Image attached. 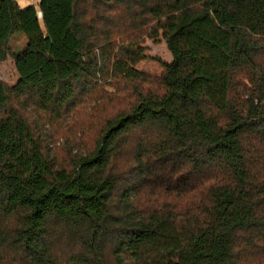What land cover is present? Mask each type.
I'll return each mask as SVG.
<instances>
[{"label":"trees","instance_id":"16d2710c","mask_svg":"<svg viewBox=\"0 0 264 264\" xmlns=\"http://www.w3.org/2000/svg\"><path fill=\"white\" fill-rule=\"evenodd\" d=\"M8 55L0 264H264V0H0Z\"/></svg>","mask_w":264,"mask_h":264},{"label":"rangeland","instance_id":"374dc122","mask_svg":"<svg viewBox=\"0 0 264 264\" xmlns=\"http://www.w3.org/2000/svg\"><path fill=\"white\" fill-rule=\"evenodd\" d=\"M38 1L39 0H18V4L20 8H25L29 5L37 4ZM26 42L27 38L24 34H17L10 41L11 49L13 51L22 50L25 47ZM143 47H145L147 58L139 62L137 64V68L153 75H159L164 69V63L171 62V52L167 48L164 40L161 38L156 41L145 39ZM18 78L19 74L16 70L14 59L12 56L8 55L4 61L0 62V81L8 85H13ZM105 89H108V91L112 90L111 86H107ZM97 103L98 101H94L93 103L91 102L86 106L84 112L89 113L92 105ZM106 106L105 111L109 108L107 104ZM38 124L45 136V140L47 141V145L52 156L56 153V151H58V149H62L64 144L71 143L81 137L80 131L76 134V136L70 131L64 132V130L59 127V123L48 124L47 122L39 120ZM56 155H61V153H57ZM57 158L62 159L60 156Z\"/></svg>","mask_w":264,"mask_h":264},{"label":"built area","instance_id":"2783aa9c","mask_svg":"<svg viewBox=\"0 0 264 264\" xmlns=\"http://www.w3.org/2000/svg\"><path fill=\"white\" fill-rule=\"evenodd\" d=\"M37 15L39 18H41V16H42L40 11H37Z\"/></svg>","mask_w":264,"mask_h":264}]
</instances>
